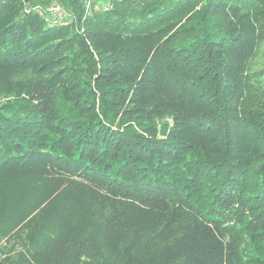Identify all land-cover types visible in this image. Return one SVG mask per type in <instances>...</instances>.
<instances>
[{
    "label": "trees",
    "instance_id": "1",
    "mask_svg": "<svg viewBox=\"0 0 264 264\" xmlns=\"http://www.w3.org/2000/svg\"><path fill=\"white\" fill-rule=\"evenodd\" d=\"M0 264H264V0H0Z\"/></svg>",
    "mask_w": 264,
    "mask_h": 264
},
{
    "label": "built area",
    "instance_id": "2",
    "mask_svg": "<svg viewBox=\"0 0 264 264\" xmlns=\"http://www.w3.org/2000/svg\"><path fill=\"white\" fill-rule=\"evenodd\" d=\"M47 11L51 12L53 16H60L62 13L61 9L55 6L48 8Z\"/></svg>",
    "mask_w": 264,
    "mask_h": 264
}]
</instances>
